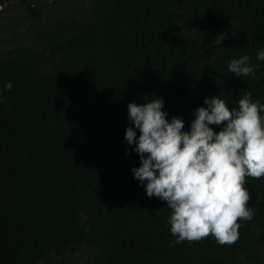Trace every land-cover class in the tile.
<instances>
[{
	"label": "trees",
	"instance_id": "obj_1",
	"mask_svg": "<svg viewBox=\"0 0 264 264\" xmlns=\"http://www.w3.org/2000/svg\"><path fill=\"white\" fill-rule=\"evenodd\" d=\"M39 1L0 0L27 21L0 38V264H264V177L233 244H175L124 140L133 101L162 98L185 131L206 97L264 103V0ZM243 55L255 79L228 72Z\"/></svg>",
	"mask_w": 264,
	"mask_h": 264
},
{
	"label": "clouds",
	"instance_id": "obj_2",
	"mask_svg": "<svg viewBox=\"0 0 264 264\" xmlns=\"http://www.w3.org/2000/svg\"><path fill=\"white\" fill-rule=\"evenodd\" d=\"M249 59H230L228 72L255 79L259 65H250ZM256 59L264 61V48ZM12 87L6 82L4 90ZM237 104L230 110L220 95L206 97L187 131L182 117L168 119L162 98L127 105L124 140L140 161L131 169L133 178L147 197L166 201L175 244L211 235L218 244L231 245L238 239V220L253 219L245 184L246 177H264V103L247 90Z\"/></svg>",
	"mask_w": 264,
	"mask_h": 264
},
{
	"label": "rangeland",
	"instance_id": "obj_3",
	"mask_svg": "<svg viewBox=\"0 0 264 264\" xmlns=\"http://www.w3.org/2000/svg\"><path fill=\"white\" fill-rule=\"evenodd\" d=\"M43 4H53V0H40ZM59 5H54L52 9ZM51 9V10H52ZM0 38L11 39L12 36L26 31L27 21L25 20L24 7L18 2H11L0 9ZM79 258V256L77 257Z\"/></svg>",
	"mask_w": 264,
	"mask_h": 264
}]
</instances>
